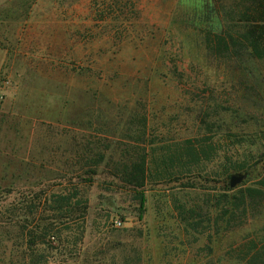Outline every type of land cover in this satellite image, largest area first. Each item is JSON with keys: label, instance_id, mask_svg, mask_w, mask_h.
<instances>
[{"label": "rangeland", "instance_id": "rangeland-1", "mask_svg": "<svg viewBox=\"0 0 264 264\" xmlns=\"http://www.w3.org/2000/svg\"><path fill=\"white\" fill-rule=\"evenodd\" d=\"M204 3L0 0V264H232L236 242L264 233V205L236 230L221 216L232 191L215 161L172 180L149 173L144 188L119 170L205 132L204 106L241 102L246 85L221 82L188 21ZM253 83L264 129V82ZM235 126L209 133L247 150L258 137ZM253 163L263 168L264 154ZM244 180L257 178L237 189ZM62 192L78 193L68 223L54 209ZM182 205L195 210L188 219Z\"/></svg>", "mask_w": 264, "mask_h": 264}, {"label": "trees", "instance_id": "trees-1", "mask_svg": "<svg viewBox=\"0 0 264 264\" xmlns=\"http://www.w3.org/2000/svg\"><path fill=\"white\" fill-rule=\"evenodd\" d=\"M188 21H197V42L203 47L209 66L220 74L221 82H242L246 85L242 91L241 102L222 108L224 111L232 110L229 114L222 113L223 110L217 111L216 107L204 106V119L201 123L206 129L205 132L201 131L186 138L183 143L176 142L163 147L161 154L157 157L154 154L151 165L145 160L140 163L129 161L130 164L123 165L119 170L129 185L144 188L149 173L155 172L156 175L160 174L172 180L173 177L180 178L184 174L194 175L205 171L207 165L215 161L217 168L212 171L214 176L220 177L226 183L225 189L232 191L231 196L226 194L230 198L221 208V216L227 215V223L232 224V230H236L243 227L249 218L261 214L264 205V167L260 169L258 164L253 163L255 158L264 154V136H260L264 129L258 128L263 96L258 93L255 83L252 84L264 82V0H205L198 18H188ZM188 78L192 82V77ZM209 117L210 120L207 119ZM240 119L243 122H255L254 128L248 126L237 130L235 124ZM233 125V136L245 134L259 139L247 142V150L238 147L230 150L223 146V137L209 133L215 127L222 129L223 126L231 128ZM235 174L245 175L244 179L255 174L257 180L251 185H245L247 180H244L238 189L236 186L231 188L228 180L231 181ZM140 194V203L144 206L145 196L143 192ZM77 195L78 193L68 192L56 194L54 209L59 213L57 219H64L66 223L71 220L73 210L68 209ZM179 209L184 219H188L195 212L183 205ZM79 212L78 218L84 216V210L79 209ZM53 229V225L42 227L41 234L37 237L43 240L38 243L46 246L44 239L51 236ZM61 233L62 230H59L57 234L60 241ZM82 236L81 232L78 239ZM35 243L37 244L35 241L31 243L29 248L34 249ZM46 248L47 246L44 249ZM231 253L232 264H264V233L236 242ZM39 263L42 264V260Z\"/></svg>", "mask_w": 264, "mask_h": 264}, {"label": "water", "instance_id": "water-1", "mask_svg": "<svg viewBox=\"0 0 264 264\" xmlns=\"http://www.w3.org/2000/svg\"><path fill=\"white\" fill-rule=\"evenodd\" d=\"M244 177L245 175H239V174L233 175L230 181L231 187L237 186V184H239L244 179Z\"/></svg>", "mask_w": 264, "mask_h": 264}, {"label": "built area", "instance_id": "built-area-1", "mask_svg": "<svg viewBox=\"0 0 264 264\" xmlns=\"http://www.w3.org/2000/svg\"><path fill=\"white\" fill-rule=\"evenodd\" d=\"M122 224V222L120 220H115V225L116 226H120Z\"/></svg>", "mask_w": 264, "mask_h": 264}]
</instances>
